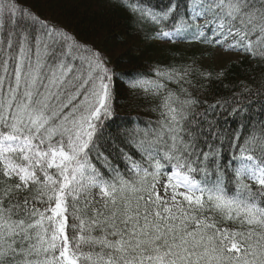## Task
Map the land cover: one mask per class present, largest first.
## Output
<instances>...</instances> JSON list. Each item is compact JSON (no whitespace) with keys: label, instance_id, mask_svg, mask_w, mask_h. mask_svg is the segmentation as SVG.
Here are the masks:
<instances>
[{"label":"snow or ice","instance_id":"1","mask_svg":"<svg viewBox=\"0 0 264 264\" xmlns=\"http://www.w3.org/2000/svg\"><path fill=\"white\" fill-rule=\"evenodd\" d=\"M120 2L148 39L264 63V0ZM193 74L210 78L118 74L29 0H0V264H264V92L208 103L188 91ZM118 76L159 101L154 126L110 128ZM106 135L139 158L120 149L113 165Z\"/></svg>","mask_w":264,"mask_h":264},{"label":"trees","instance_id":"2","mask_svg":"<svg viewBox=\"0 0 264 264\" xmlns=\"http://www.w3.org/2000/svg\"><path fill=\"white\" fill-rule=\"evenodd\" d=\"M144 3L158 9L164 7L168 0H144ZM29 5L42 20L55 24L81 44L91 45L103 53L109 59V66L118 74L132 67H141L147 73L149 67L154 65L163 68L192 65L199 71L210 73V78H202L198 74L190 77L193 87H189L188 91L201 101L214 103L220 98L227 99L244 87L252 90V98H255L257 91L264 92V63H258L242 53L216 60L214 52L217 47L211 45L148 39L145 33L150 35L153 26L147 24L140 30L129 11L121 6L120 0H29ZM221 72L223 75H220ZM150 75L155 77V73ZM123 79L126 77L118 76L115 81L116 119L110 122V128L135 126L144 129L154 126L159 112L153 109L159 101L145 94L143 89H130L121 82ZM164 83L170 89L177 87L171 81ZM248 98L245 94L244 99ZM229 123L232 128L237 127L235 122ZM120 149L139 158L123 140L113 142L106 135L100 141V150L113 165L123 170L125 164L119 158ZM221 226L237 227L233 224ZM68 231L71 233V229Z\"/></svg>","mask_w":264,"mask_h":264},{"label":"rangeland","instance_id":"3","mask_svg":"<svg viewBox=\"0 0 264 264\" xmlns=\"http://www.w3.org/2000/svg\"><path fill=\"white\" fill-rule=\"evenodd\" d=\"M215 59L220 60L222 58H230L236 56L240 52H235V51H225L224 49L217 47L215 49Z\"/></svg>","mask_w":264,"mask_h":264}]
</instances>
